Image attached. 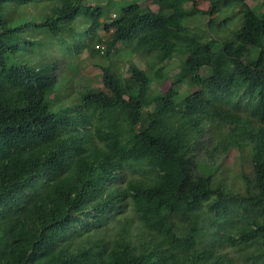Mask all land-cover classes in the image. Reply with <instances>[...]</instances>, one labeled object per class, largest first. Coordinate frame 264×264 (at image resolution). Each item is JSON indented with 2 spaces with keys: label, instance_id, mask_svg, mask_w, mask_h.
I'll return each mask as SVG.
<instances>
[{
  "label": "trees",
  "instance_id": "obj_1",
  "mask_svg": "<svg viewBox=\"0 0 264 264\" xmlns=\"http://www.w3.org/2000/svg\"><path fill=\"white\" fill-rule=\"evenodd\" d=\"M49 1L38 21L0 28V264H264V12L208 0L206 27L194 31L198 9L177 10L193 0ZM230 7L242 13L239 29L218 20ZM82 17L84 30L74 27ZM31 27L42 35L24 38ZM65 31H83L89 53L106 60L104 88L52 108L59 65L45 53L71 47ZM24 41L51 46L27 63L16 58ZM118 44L146 67L130 60L124 75ZM168 47L179 68L162 91ZM151 123L163 130L143 137ZM208 143L210 160L239 150L241 186L199 157Z\"/></svg>",
  "mask_w": 264,
  "mask_h": 264
},
{
  "label": "rangeland",
  "instance_id": "obj_2",
  "mask_svg": "<svg viewBox=\"0 0 264 264\" xmlns=\"http://www.w3.org/2000/svg\"><path fill=\"white\" fill-rule=\"evenodd\" d=\"M140 3L149 5L153 9H157V1L156 0H138ZM264 0H246L252 6H258L261 11L264 12ZM99 2L100 4L108 6L110 9H114L115 6L119 3V0H90V3ZM50 3L49 0H44L34 5H26V6H4V4L0 3V28L4 29L8 27L10 23L17 20L30 19L32 21H38V15L46 11V6ZM52 3V2H51ZM210 3L208 0H193L186 4L178 6V14L183 15L185 12L190 11L193 7L198 9V12L194 13L190 19L191 28L194 31L203 29L206 27V22L208 21V17L202 14V11H205L209 8ZM242 13L239 12V8H229L225 9L218 16V20H222L228 18V22L226 27L230 30L239 29L242 25ZM91 23V20L82 17L77 22H75L74 27H79L80 30H84ZM40 34L41 29H37L35 27H31L22 32L23 37L25 35H33ZM99 35L102 37H106L107 33L105 30L100 28L98 31ZM64 37L71 42V47L67 48L68 43L65 45H57L52 49H49L47 54L50 58H45L44 61H58L59 68L57 69V75L59 79V84L55 85L52 89L47 91L46 94V102H48V107L56 108L59 105H64L65 107H74L78 105L79 100V90H84L87 87H91L94 89H102L104 88V84L102 82V65L106 63V60L99 55L92 56L87 47H86V37L83 31L80 32H63ZM18 37V36H17ZM19 39V37H18ZM20 41V39H19ZM68 41V42H69ZM50 43H40L36 42L31 45V43L21 42V49L18 51L16 56L17 59L22 57V60L30 63L32 59H34L37 55L42 54V50L45 51V47H50ZM213 49L217 52V54L223 58L224 52L222 50V42L219 38H215L212 42ZM105 49V44H101L100 50L101 52ZM118 54H113L114 65L118 70H121L124 75L129 74V64L130 60L138 64L141 68H145V60L144 58L136 53L133 56L127 55V49H125L121 44L117 46ZM172 51L171 47L166 48L161 54H159V58L162 59V65L168 75L167 79L164 80L158 87L162 91H166L171 86L170 77L177 72L178 70V61L175 58H170ZM20 56V58H19ZM21 60V59H20ZM184 87V86H183ZM182 87L183 93H185V89ZM191 90H196L195 87H191ZM130 118L134 122H138V117H136L133 111L129 113ZM163 125L160 123H151L146 127V131L142 134L143 137L147 135H154L163 130ZM212 143H208L202 147H199L198 155L200 158H205L206 160L211 161V164H215L217 166L216 175H225L227 180L233 182L235 186H241L242 180L240 177V156L239 150L236 147L230 149V151L225 155L221 156L220 159L210 160L207 155V148L212 147ZM248 170V167L246 168ZM215 228L212 227L211 230Z\"/></svg>",
  "mask_w": 264,
  "mask_h": 264
}]
</instances>
